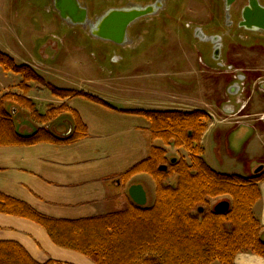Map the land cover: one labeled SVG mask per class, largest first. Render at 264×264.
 Here are the masks:
<instances>
[{
    "label": "crops",
    "instance_id": "1",
    "mask_svg": "<svg viewBox=\"0 0 264 264\" xmlns=\"http://www.w3.org/2000/svg\"><path fill=\"white\" fill-rule=\"evenodd\" d=\"M157 37L154 33L144 37L130 33L129 43L121 50L112 49L106 43L97 44L104 48L90 53L91 56L97 55L93 66L68 72L63 66H55H61L70 54L78 58L87 57L83 52L87 50L72 52L62 49L68 40L62 36L59 38L60 46L56 41L45 40L38 49L39 60L33 56L24 63L45 83L89 94L112 109L82 97H54L45 85L35 82L24 84L21 75L0 67V100L7 95L28 99L41 116H48L38 121L23 107L13 102L6 103L5 109L11 115L17 132L29 135L46 128L59 136H70L74 127L72 114L57 111L64 108L79 116L88 134L71 144L0 146V193L27 204L45 217L64 221H80L122 210L131 201L128 189L132 185H141L148 201L151 190L156 191L155 182L149 175H136L126 183L120 177L145 161L152 147L163 148L164 143L152 138L151 123L146 118L126 112L200 110L208 113L217 108L225 116L230 112L228 101L218 102L215 99L211 80L206 75L210 70L205 61L206 55L202 57L194 42L190 44V39L187 41L186 37L170 34V40L180 44L175 50L168 49L170 52H167V49L144 48L148 39L158 41ZM76 39L94 40L92 36L81 34ZM55 49L59 52L58 56H55ZM113 56L123 57L121 63L124 65L105 67L106 58ZM80 73L86 74L81 81L78 79ZM226 84V94L230 96L232 83ZM255 84L251 87L255 91L254 97L246 101V111L254 115L253 119L243 121L240 124L243 126L231 125L223 129H216L213 121L208 125L202 146L204 160L209 166L206 146L216 144L219 156L242 158V173L236 171L233 175L253 177L260 166L264 167V84L259 88V84ZM180 86L198 87L199 101L180 98L173 93L164 96L170 87ZM51 111L53 114L50 115ZM165 148L170 151L174 147ZM261 174L264 175V170ZM259 188L261 199L254 207V214L261 223L264 240V179ZM0 242L19 244L39 264L49 261L95 264L80 253L57 246L39 224L13 215L0 213ZM235 264H264V259L249 253L239 254Z\"/></svg>",
    "mask_w": 264,
    "mask_h": 264
},
{
    "label": "trees",
    "instance_id": "2",
    "mask_svg": "<svg viewBox=\"0 0 264 264\" xmlns=\"http://www.w3.org/2000/svg\"><path fill=\"white\" fill-rule=\"evenodd\" d=\"M0 67L21 75L24 84L45 85L54 97H82L106 108L104 101L85 93L56 88L29 66L17 65L0 51ZM13 102L42 121L34 104L24 98L7 95L0 100V146H32L40 143L71 144L87 137V129L79 116H73V132L59 136L49 129L24 135L15 129L5 104ZM52 112V111H51ZM151 123L154 140L165 146L174 145L190 154L185 160L170 162L167 151L152 147L148 158L120 177L123 183L139 174L149 175L155 182L152 207H139L129 201L122 210L80 221L55 220L39 214L27 204L0 193V213L31 220L47 231L59 247L75 251L95 264H235L239 254L250 253L264 259L262 226L254 214L261 199L259 183L264 175L243 177L228 175L211 168L204 160L202 139L208 127L209 114L196 110L128 111ZM172 176L177 186L167 184ZM229 197L230 210L216 213L211 207L215 199ZM203 209L199 213V209ZM0 264H39L16 243L0 242ZM45 264H67L49 261Z\"/></svg>",
    "mask_w": 264,
    "mask_h": 264
},
{
    "label": "rangeland",
    "instance_id": "3",
    "mask_svg": "<svg viewBox=\"0 0 264 264\" xmlns=\"http://www.w3.org/2000/svg\"><path fill=\"white\" fill-rule=\"evenodd\" d=\"M153 1L155 0H80L81 4L88 8L91 22H95L110 9L131 6H146L148 4H151ZM173 1H175L176 3L180 2L179 5L184 6V9H182L185 10V14L180 12L178 21H166V23H159L157 21L139 22L133 27V29H131V34H141L144 37L148 35V33H154V36H158V41H151L148 39V41L144 45V48L159 50L167 49V52H170L168 51V49L175 50L176 48H178V45H180H177L174 41L170 40V34L186 37L187 41H189L190 39V44L194 42L196 50L200 52L202 57L203 55H206L205 61L210 69L207 71L206 75L211 80L212 90L215 95V99H217L218 102L226 103L227 101H233L232 97L230 99V97L227 96L225 86L227 85L226 83H233L239 74L245 75L249 82L255 80L259 75H264V56H261L262 50L259 47H250L247 44H240L243 49L237 50L234 41H231L230 38H227L224 42L225 52H223V56H221L217 61H215L214 55H212L210 58L209 54L205 53V46L199 44L196 40H194L191 32L185 27L189 19L194 16L201 17L200 20L197 21L207 20V18H203L202 11L200 13L197 11V7H203L206 9V12L209 13L207 4L204 2V0ZM262 1L264 2V0ZM200 2H202L203 4H201ZM240 3L241 2H239V4ZM195 12H197V14ZM205 16L208 15H204V17ZM83 33H90L89 27L71 26L65 23L55 11L52 0H0V51L10 56L17 65H24V63H26V61H30L33 56L38 59L39 46H42L44 44L43 41L45 40H47V42L56 41L60 46L61 41L59 40V38L63 36L68 40L65 41L62 49H67L68 51L70 50L72 52H75V50H77L76 52H81V49H85L87 51L83 52H86L85 55L87 57L81 58L79 56L78 58L73 54H70L68 57H65L64 62H61V66H54H63L64 68H66V70H68V72L81 70L84 67L88 68L90 66H93V60H95L97 55L93 56V54L91 56L90 53L92 51L94 52L95 50H102L104 47H102V45L97 46V44L91 41L77 40L76 38H79V35ZM74 39L77 41H75ZM137 43H140L139 39ZM241 46H239L238 49H241ZM138 48H140V46ZM57 51L58 50L55 51V56L59 55V52ZM74 54L78 55L77 53ZM196 54L198 55V53ZM207 56L210 59L207 58ZM121 61H124L123 57L113 56L111 57V59L110 57L106 58L104 65H107L105 67H108V65H110V68H114L116 64H120L121 66H123L124 63H121ZM85 76L86 74L80 73L78 78L79 81H81ZM261 80H264V78ZM257 85L258 83L255 84V86ZM250 90L251 91L249 92L248 89V94L246 96L247 98L250 97L253 91L252 89ZM166 91L167 92L164 93L165 97L173 93L180 98H188L195 101H199L200 98V91L198 87H170ZM213 101L214 98L212 99V103ZM215 105L216 104L214 103V107ZM18 106L23 107L21 105ZM23 108L26 109L25 107ZM49 113L50 115L53 114V112ZM208 114V125L214 119L213 123L216 124V129L231 127L229 121L226 120L227 117L225 116V114L221 113L218 108L215 111L209 110ZM242 115L240 114V116ZM31 116L33 119H35L33 115ZM44 117L47 118L48 116ZM251 119L253 118L251 117ZM232 126L237 125L235 124ZM165 147H174L170 151H167V166L170 165V162L173 159H176L177 161L185 160L189 164L191 163L190 154L187 150L178 149L174 145L165 146L164 144L163 148ZM206 147L208 151L207 162L210 164L211 168L217 171H222L220 173L228 175H233V173H237L236 171L242 173V158H236L226 155L219 156L216 151V148L218 147L216 144H212L210 147ZM255 167L257 168L258 166ZM167 184L173 187L177 186L178 178L176 176H172L168 179ZM155 195V190H151V194L149 195L148 199V205L146 207H152L155 201ZM225 200H229V197L215 199L211 202V207L214 208L218 203ZM212 264L221 263L216 261Z\"/></svg>",
    "mask_w": 264,
    "mask_h": 264
},
{
    "label": "flooded vegetation",
    "instance_id": "4",
    "mask_svg": "<svg viewBox=\"0 0 264 264\" xmlns=\"http://www.w3.org/2000/svg\"><path fill=\"white\" fill-rule=\"evenodd\" d=\"M258 1L260 5L264 7V2L262 0H258ZM204 2L208 6L209 13H207L206 9L203 7L202 8L197 7V11L199 13L202 11L203 18H207V20L197 21L200 20L201 17L194 16L189 19L185 27L191 32L194 40H196L199 44L205 46L204 48L205 53H208L211 56L212 55L215 56L216 52H219L218 55L220 59V57L223 56V52H225L224 42L227 38H230L231 41H234L237 50H242L243 47L241 45L247 44L250 47H259L262 50L261 53L264 55V32L249 30L245 26H242L244 22L243 12L245 8L249 6L248 0H237L230 7L229 12H227L226 10L225 0H204ZM239 2H241L242 4L240 3L241 4L240 5ZM157 3H160V5L157 8L156 14L154 16L143 18L137 21L132 27L129 28L128 38L131 33L130 32L131 29H133V27L139 22L157 21L159 23H166V21H178L180 12L185 14V10H183L184 6L179 5L180 2L176 3L173 0H155L151 4H148L146 6L156 5ZM200 3L203 4L202 2ZM146 6H141V7H146ZM131 7H123V8H131ZM114 9H120V8H114ZM195 13L197 14V12ZM88 14H89V10H88ZM204 15H208V16L204 17ZM89 19H90V14H89ZM81 35L92 36L90 33H83ZM92 41L95 44L106 43L110 48L116 50H121L120 48H123L125 46V45L118 46L112 42H105L97 38H94V40ZM239 46H241L242 48L238 49ZM263 78L264 75H259L255 80L249 82L245 75L239 74L236 80L232 83V88L230 90L231 94L229 97L230 99L232 97L233 101L231 100L227 102V106H228L227 108L230 110L229 112L230 114H227L228 116H226L229 117V119H231L229 121L230 125H234L236 123L235 116L237 115L238 117L247 118L245 120L244 119L241 120L242 123L243 121L245 122L248 121L249 119H251V117L254 118V115H250L249 113L247 114L246 110L248 108V102H246L245 100L248 101L252 100L255 91H252L250 97L247 98L246 96L248 94V89L250 92L251 91L250 89L253 85L252 83H258L259 84L258 88H259L262 84H264V80H261ZM240 114L243 115L240 116Z\"/></svg>",
    "mask_w": 264,
    "mask_h": 264
},
{
    "label": "water",
    "instance_id": "5",
    "mask_svg": "<svg viewBox=\"0 0 264 264\" xmlns=\"http://www.w3.org/2000/svg\"><path fill=\"white\" fill-rule=\"evenodd\" d=\"M226 10L229 12L230 7L237 0H225ZM249 6L243 12V24L249 30L264 32V7L258 0H248ZM55 11L60 18L72 26L89 27L90 34L97 39L105 42H112L118 46H124L129 43L128 30L137 21L154 16L160 3L156 5L141 7L134 6L131 8L110 9L102 17L91 22L88 10L80 0H52ZM219 52L214 56L215 60L219 59ZM176 159H173L175 162ZM264 170L260 166L255 174L258 175ZM128 197L139 207L147 206V195L141 185H132L128 189ZM230 210V203L222 201L214 207L216 213H227ZM203 209H199L202 213Z\"/></svg>",
    "mask_w": 264,
    "mask_h": 264
},
{
    "label": "built area",
    "instance_id": "6",
    "mask_svg": "<svg viewBox=\"0 0 264 264\" xmlns=\"http://www.w3.org/2000/svg\"><path fill=\"white\" fill-rule=\"evenodd\" d=\"M235 118H236V119H235V120H236V121H235V122H236L235 124H238V125H239V124L242 123V122H241V118H242V117H237V116H235ZM226 120L230 121L231 119H226ZM226 120H225V121H226Z\"/></svg>",
    "mask_w": 264,
    "mask_h": 264
}]
</instances>
